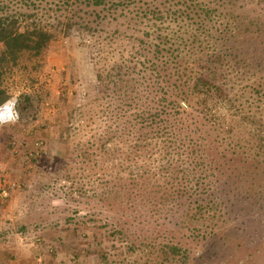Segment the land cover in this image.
<instances>
[{
	"label": "rangeland",
	"instance_id": "rangeland-1",
	"mask_svg": "<svg viewBox=\"0 0 264 264\" xmlns=\"http://www.w3.org/2000/svg\"><path fill=\"white\" fill-rule=\"evenodd\" d=\"M199 1L230 16L198 21L234 35L210 38L209 52L242 50L231 73L256 84L264 0ZM126 19L87 40L57 33L4 78L5 100L20 93L21 119L0 126V264H264V145L249 139L245 121L217 133L208 120L217 110L204 118L195 100L161 123L178 140L164 144L150 128L161 100L145 89L136 53L151 22ZM134 59L137 70L120 74Z\"/></svg>",
	"mask_w": 264,
	"mask_h": 264
},
{
	"label": "trees",
	"instance_id": "trees-1",
	"mask_svg": "<svg viewBox=\"0 0 264 264\" xmlns=\"http://www.w3.org/2000/svg\"><path fill=\"white\" fill-rule=\"evenodd\" d=\"M224 1L229 6L238 0ZM214 12L199 0H0V104L8 97L1 84L14 72L19 59L28 53L31 57L40 56L57 33L75 30L87 40L103 30L100 25L104 22L127 18L125 22L135 20L142 25L147 19L151 23L143 31L146 37L139 39L136 53L143 56L142 76L148 79L145 89L156 87L155 94L161 100L160 121L150 125L154 134L160 135L164 144L177 145L175 133L161 123L176 119L177 113H187L195 100L200 113L208 114L204 118L217 110L218 118L208 119L217 133L234 132L245 121L249 139L264 145L263 115L256 113L264 111V75H257L256 84H242L246 73H231L235 69L232 61L244 62L239 56L238 60L231 59L242 50L237 53L235 47L231 48L233 55L223 50L209 52L214 50L208 43L210 38L229 42L234 36L215 35L214 27L197 20L204 15L212 24L230 16L227 13L216 17ZM49 18L56 20V25L48 23ZM166 22L168 25L163 26ZM172 23L174 26L170 27ZM193 23L199 25L194 27ZM224 61L229 68L221 69ZM138 63L135 59L123 63L120 74L136 71Z\"/></svg>",
	"mask_w": 264,
	"mask_h": 264
},
{
	"label": "clouds",
	"instance_id": "clouds-1",
	"mask_svg": "<svg viewBox=\"0 0 264 264\" xmlns=\"http://www.w3.org/2000/svg\"><path fill=\"white\" fill-rule=\"evenodd\" d=\"M20 93L10 94V98L0 104V126L16 124L21 119L17 109Z\"/></svg>",
	"mask_w": 264,
	"mask_h": 264
},
{
	"label": "built area",
	"instance_id": "built-area-1",
	"mask_svg": "<svg viewBox=\"0 0 264 264\" xmlns=\"http://www.w3.org/2000/svg\"><path fill=\"white\" fill-rule=\"evenodd\" d=\"M4 102H5V101H4ZM4 102H3V103H4Z\"/></svg>",
	"mask_w": 264,
	"mask_h": 264
}]
</instances>
